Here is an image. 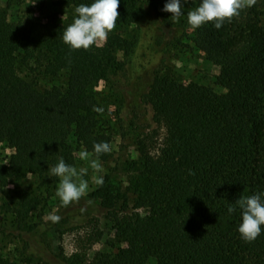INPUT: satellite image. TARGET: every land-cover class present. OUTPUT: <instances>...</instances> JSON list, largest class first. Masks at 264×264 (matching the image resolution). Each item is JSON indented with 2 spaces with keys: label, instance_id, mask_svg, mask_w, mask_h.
<instances>
[{
  "label": "trees",
  "instance_id": "obj_1",
  "mask_svg": "<svg viewBox=\"0 0 264 264\" xmlns=\"http://www.w3.org/2000/svg\"><path fill=\"white\" fill-rule=\"evenodd\" d=\"M93 2L55 1L74 17L75 7ZM144 6L160 7L155 0H120L117 22L135 23ZM252 10L253 16L244 9L219 29L210 22L192 31L195 47L220 68L215 83L224 93L195 82L152 78L142 98L165 134L157 148L148 140L157 129L138 137L139 158L130 164L138 174L126 188L132 200L108 173L103 186L77 203L78 212L86 209L81 220L97 209L117 233V252L102 254L95 264H264V227L246 242L237 231L240 209L227 211L239 197L264 192V10ZM67 26L43 22L33 13L9 22L0 7V145L12 149L5 163L0 159V188L28 175L52 187L59 178L50 177L48 169L60 157L72 166L74 143L89 152L94 143H109L98 132L93 89L116 69L115 52L127 54L131 44L111 34L101 47L71 50L62 41ZM27 58L41 73L63 72L65 84L41 89L33 76H21L16 63ZM37 206L29 190L16 191L7 207L17 234L9 235L44 264H82L77 252L48 255L40 237L57 223H29ZM60 221L70 223L67 217Z\"/></svg>",
  "mask_w": 264,
  "mask_h": 264
},
{
  "label": "rangeland",
  "instance_id": "obj_2",
  "mask_svg": "<svg viewBox=\"0 0 264 264\" xmlns=\"http://www.w3.org/2000/svg\"><path fill=\"white\" fill-rule=\"evenodd\" d=\"M55 1L0 0V7L6 10L9 22H15L26 13H33L43 22L52 20L71 24L74 14L69 9L58 7ZM155 2L160 6L158 11L144 6L135 23L122 25L116 21L114 30L108 34H119L130 42L131 48L127 54L115 52L116 69L93 89L97 102L98 132L109 137L111 148L110 152L99 157L101 171L95 172L89 167L88 161H81L76 154L83 148L73 144L72 166L77 170L88 167V173L83 177L88 181V193L97 186L93 176L104 177L112 173L114 182L121 187L122 193L129 201L132 200L133 195L126 188L131 178L138 174L130 168V164L137 162L139 158L137 139L145 134L152 135L151 130L155 128L157 135L148 140L150 146L157 148L165 134L164 128H156L152 121L151 107L142 98L154 76H165L182 83L195 82L216 93L225 92L215 83L220 68L195 47L192 41L193 30L187 23V12L194 10L200 0H188L187 3L181 0L184 14L178 21L171 18V13L161 11L167 0ZM254 6L259 11L264 10L261 0H256ZM252 11V7L245 9L248 16H253ZM104 42L98 41L92 46L101 47ZM26 62L23 64L18 60L17 71L21 76H33L39 88L65 84L63 72L44 74L37 69L34 59L27 58ZM11 152L12 149L0 145V159L4 163ZM58 184L59 181L52 187H46L41 180L28 175L0 188V229L4 230L3 233L0 232L2 264H44L27 256L22 241L14 236L17 234L14 216L7 206L14 204L18 189H27L38 199L36 211L28 218L29 223L52 224L50 215H58L61 219L67 217L70 220L65 226L59 221L41 235L40 241L48 247V255L62 254L69 257L77 252L82 256V264H95L102 254L113 255L117 252L119 241L109 217L94 209L86 219L81 220L82 212H78L76 202L67 207L61 206L55 195ZM139 212L145 213L143 210Z\"/></svg>",
  "mask_w": 264,
  "mask_h": 264
},
{
  "label": "clouds",
  "instance_id": "obj_3",
  "mask_svg": "<svg viewBox=\"0 0 264 264\" xmlns=\"http://www.w3.org/2000/svg\"><path fill=\"white\" fill-rule=\"evenodd\" d=\"M185 3L188 0H184ZM256 0H200L199 5L187 12V23L195 30L206 23H213L219 29L225 21L239 16L246 8L254 6ZM119 0H94L90 5L80 4L75 7V18L63 31L62 41L71 50H88L98 41H106L108 34L114 30L119 19ZM161 11L171 13L173 20L179 19L184 13L181 0H167ZM111 151L107 142L93 144V151L82 149L76 155L81 161H88L89 167L95 172L101 171L99 157L101 154ZM95 157V158H92ZM49 176L59 178V184L55 195L59 198L61 206L78 203L88 193V181L83 177L88 173V167H76L68 165L60 157L55 166L48 169ZM190 175L195 173L191 170ZM95 184L103 186L102 176L92 177ZM264 192L249 196L239 197L234 205L230 204L227 211L231 214L238 207L241 212V222L238 225V233L246 242H252L259 237L264 227ZM91 200L87 203L91 204ZM86 211L85 208L81 212ZM49 219L58 223L61 219L58 215H50Z\"/></svg>",
  "mask_w": 264,
  "mask_h": 264
}]
</instances>
